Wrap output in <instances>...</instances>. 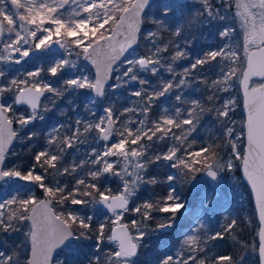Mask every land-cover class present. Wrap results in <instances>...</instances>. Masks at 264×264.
Here are the masks:
<instances>
[{"label": "snow or ice", "instance_id": "6c2138e0", "mask_svg": "<svg viewBox=\"0 0 264 264\" xmlns=\"http://www.w3.org/2000/svg\"><path fill=\"white\" fill-rule=\"evenodd\" d=\"M70 3L74 7L65 15L62 9ZM149 3L150 0H10L11 9H9L8 0H0V63L19 64L34 52H47L53 45H58L68 53V57L73 53L83 56L96 69L94 79H90L87 75L72 76L65 79L60 88L40 79L44 71L42 68L28 72L27 77L30 79H9L6 72L0 69V81H2L0 82V178L19 177L33 182L43 190L45 196L42 200H37L34 196L26 199L12 197L0 203V232L18 231L19 223L26 220L31 222L29 231L25 233V243L30 247V256L23 257L26 264H53L55 259L53 254L57 249L61 251L72 249L77 242L90 238L88 230L91 228V216L83 217L75 211L58 213L52 206L53 203L61 206L68 202L71 205L101 204L115 217L113 223L119 226L113 227L108 240L117 247L109 253L100 254L105 229V224L101 223L97 229V250L91 257H85L87 264H132V258L137 255L147 235L141 227L142 223L153 219L154 212L164 214V222L157 225L156 231L165 232L174 228L178 213L183 214L188 211L187 201L171 186V182L176 179L172 175L167 176L169 191L160 200L145 202L133 208L129 205L134 203L132 197L136 195L141 183H157L155 177L150 180L145 179L148 164L168 161L171 167L180 168L185 177L189 173L198 171L195 165L199 161L184 159L178 153L183 151L179 145L187 141L188 135L195 129L199 116L205 109L198 101L192 100L191 107L184 110L177 107L174 113H169L165 109L157 120L149 122L148 114L156 99L185 85L186 77L191 75V70L218 61V58L219 61H227V63L221 70L220 78L212 83L219 91H227L232 78L237 76V68L233 65L241 58L225 42L218 48L204 52L202 57L191 64L190 69L183 70L184 75H180L179 78L174 64L187 53L178 44L175 45L174 54L169 58L171 62L166 65L161 61L163 53L169 50L167 43L157 44L153 41V46L147 55L128 58L125 53L136 43L137 33L144 18L143 13ZM199 3L201 8L186 21L190 27H195L200 22V17H205L208 22L225 21L227 16L220 15L221 8L229 10L232 6V0H217L216 4L212 0H199ZM235 6L237 9L235 16L240 19L244 31L243 48L246 60V67L240 73L244 89V107L247 109L245 152L241 153L238 148L239 136L235 135L234 128L228 127L226 123L235 102L225 100L220 107L208 110L215 112L224 125L225 137L231 145L233 156L242 160L244 174L251 185L261 223L259 256L261 264H264V83L251 87L249 84L253 76L264 77V0H235ZM172 10V5L165 4L161 17L153 19L158 29L166 27L165 21L169 19ZM234 33L235 28L225 24L219 31V36L222 41H228ZM180 34L181 28L177 27L174 35L180 36ZM154 36H156L155 32L148 33L150 40ZM121 37L122 39H119ZM253 47L255 51L251 50ZM121 57H124L123 61ZM121 64L125 67L115 77L117 83L112 87L115 90L130 83L138 84L140 87L131 91V95L141 101L138 106L125 108L119 115H116L112 106L104 107L103 114L99 116L95 111L87 109L94 119L77 118L74 123L59 124L48 133L45 145L34 154L35 164L27 173L17 169L5 170L2 167L6 158V146L18 134L17 130L11 128L14 121L8 115L14 112L15 106H27L26 113L20 112L15 116V123L20 125V129H24L36 120L44 119L40 100L45 93H51L54 98H63L76 90L89 89L96 96L103 97L105 83L114 72L118 71ZM67 67H75V65L69 58H62L53 62L47 68V72L56 77ZM160 67H165L172 78L153 87L141 73L151 72L155 76ZM8 94H11L8 97L11 102L4 99ZM175 99L178 104L183 103L180 94H177ZM214 99L215 94L208 97L210 102ZM43 111L50 109L44 106ZM129 112H136L137 116L143 119L129 117L121 121V117ZM117 122H120L122 127L118 132L115 129ZM174 128L181 130V135H176L173 132ZM92 133L97 134L93 139L97 142L103 141V145L92 147L86 153L85 159L79 162L74 160L61 171V175H73L87 169L85 176L76 179L72 190L66 192L67 185L60 186L59 182L54 185L45 183L49 169L60 171L58 165L67 150L77 144L85 143L86 139L82 140L81 137H87ZM37 135L38 133L29 131L26 138L31 141ZM116 135L120 138L113 142V137ZM169 136L179 142L178 145L154 158L148 157L151 146L149 142L155 143ZM215 147L212 144L194 153L186 152V155L196 157L203 154L206 175L213 181L219 179L221 172L230 171L234 167L232 158L220 163ZM209 159L213 160V163H207ZM36 168H40L42 172L37 174ZM106 175L120 178L122 187L118 194H113L110 188L102 189L100 181ZM79 197H91V199L85 200ZM12 205L18 207L7 214L2 211L6 206ZM211 205L212 200L209 197H205L201 203L202 208ZM128 211L141 217L140 221L135 219L131 221V229H135V236L128 224L120 223L124 213ZM235 224L236 221L232 220L225 231H231ZM211 238L223 239V233H214ZM22 247L24 245H16L11 252L0 248V264H20L22 257L19 252ZM231 260L229 256L209 257L206 240H202L190 228L179 252L175 255L163 256L160 264H231ZM59 264L64 262L60 261Z\"/></svg>", "mask_w": 264, "mask_h": 264}, {"label": "trees", "instance_id": "16d2710c", "mask_svg": "<svg viewBox=\"0 0 264 264\" xmlns=\"http://www.w3.org/2000/svg\"><path fill=\"white\" fill-rule=\"evenodd\" d=\"M212 2L216 4L217 0H212ZM165 4L172 5L173 10L169 14V19L165 21L166 27L158 29L157 25L153 23V19L161 17ZM234 6L235 0H232V6L229 10H225L223 7L221 8L220 15L227 16V20L225 21L213 20L208 22L205 17H200V22L195 27H190L186 21L201 8L199 0H187L185 2H179L177 0H153L143 13L144 18L141 24L138 42L135 47L143 55H147L153 46V41L157 44H169V50L163 53V59L161 61L162 64L166 65L171 62L169 58L174 54L175 45L178 44L180 48L184 49L187 53L184 58L176 61L174 64L177 78H179L180 75H184L183 70L185 68L190 69L191 64L195 63L197 58L202 57L204 52L222 46L224 41H222L219 36V31L222 26L225 24L236 26L237 24V19L233 11ZM177 27L181 28L180 36L174 35V31ZM149 32L156 33V36L151 40L148 38ZM232 38L233 37H231V39ZM235 38L236 45L240 46V37L237 35ZM237 54L241 58L239 50ZM36 61V58H31V60L27 61V72L31 70ZM218 61H212L203 66H198L195 70H191V75L186 77L185 85L181 88L173 89L164 97L156 99L153 103L151 112L148 114L147 119L149 122L151 120H157L164 113L165 109H167L169 113H174L177 107L184 110L191 107L190 102L192 100L198 101L205 109L204 112L200 114L195 129L188 135L187 141L179 145L183 151L178 153V155H181L184 159L193 162L199 161V163L195 165L198 171L189 173L188 176L185 177L180 168L171 167L168 161H160L147 165L145 179L150 180L152 177H155L157 183H141L136 195L132 197L134 203H138L139 206L145 203V201L156 202L160 200L169 190L167 176L172 175L176 177V179L171 182V185L175 188L176 192L187 201L188 211L183 214L178 213L174 228L165 232L156 231L157 225L163 222L164 214L154 212L153 219L142 223L141 227L146 230L145 232L147 235L144 237L137 251V255L132 258V264H160L159 260L163 258L165 253L183 243L185 234H189L190 228L194 226L197 227V234H199L201 239L206 240V247L208 249L207 255L209 257L229 256L232 258L231 264H258L256 254V232L258 222L250 190L246 182L243 181L246 194L242 199L237 200L231 192H226L224 194V189H216L211 185L208 179L205 180V159L203 154L200 157L186 155V152L194 153L203 147L214 144L216 146L215 151L217 153V159L220 160L230 149V146L227 145L224 125L221 123V120L217 118L215 112L208 110L209 108L220 107L228 91H219L212 83L214 80L220 78L221 70L227 63V61ZM233 66L237 68L238 73L239 67L241 66V59L237 60L236 64ZM124 67L125 65L121 66L118 71H123ZM5 72L10 79V71ZM48 74L49 73L44 70L41 76H47ZM67 74L68 72L64 69L56 77L49 74V80L55 87L60 88L63 81L68 78ZM141 75L143 78L150 81L153 87L160 85L162 81L172 78L165 67H160L159 72L155 76L152 75L151 72H144L141 73ZM115 77L116 72L112 74L110 82L104 89L105 95L101 99L109 103V105L114 108L116 115H119L125 108H134L141 103L139 98L131 95V91L138 89L140 86L136 83H130L114 90L112 85L117 83ZM16 78L30 79L25 72L24 74H18ZM236 78L237 76L232 78L231 86L234 94H236V100L239 102L240 94ZM90 93L91 90L89 89L76 90L65 95L63 98H54L51 93H45V98L41 104V113L44 119H38L33 124L18 131L15 143L6 154L7 168H11L10 170L17 169L22 173H27L35 164L34 154L45 145L46 137L53 128L59 124L74 123L77 118L81 120L94 119L87 110L91 109L95 111L97 115V111L93 109L86 98ZM177 94L183 97V103H177L175 99ZM214 94L215 99L210 102L208 97ZM44 106H47L50 111H43ZM74 106L77 107L74 108ZM126 116L134 119L137 113L129 112ZM126 116H122L121 118H126ZM240 116L243 117L241 107L238 108L237 111L232 110V112L229 113V117L226 119L227 126L230 119H234L233 122L236 123L235 120ZM139 119H143V117H139ZM149 126H151L150 123ZM184 127L187 128L188 126ZM29 131L38 133L31 141L26 138ZM61 132H63V129ZM173 132H175L176 135H181V130L179 129L174 128ZM96 135V133H92L87 137H81L82 140L86 139V142L77 144L75 147L68 149L64 154L63 160L58 165L60 171L49 169V174L46 176L45 182L50 183V185H54V182H59L60 186L67 185L66 192L71 191L76 183V179L85 176L87 169L81 170L73 175H61V171L63 167L71 165L74 160L79 162V160L86 158L85 150L95 143L93 137ZM149 143L151 146L148 151V157L154 158L156 155L166 153L170 147L177 146L179 142L169 136L167 139ZM207 163H213V160L209 159ZM171 171L172 173L170 174ZM238 171L240 173V168ZM37 172L40 174L42 170L36 168V173ZM191 177L195 178L191 179ZM115 179L116 177L111 175L102 177L100 181L102 189L110 188L112 192H116L117 185L115 184ZM215 191L220 192L219 195L221 196H216L215 202L211 199V207L202 208L201 203L205 197L211 198ZM34 193L37 198L44 194L43 190L36 184L34 185ZM79 198L91 199V197ZM134 203H130L129 207L133 208L132 206ZM76 206L77 205H71L72 208H76ZM127 214L136 218L137 221L141 220V217L134 212H127ZM232 220L236 221L233 229L231 231H225ZM109 226L110 223L105 224L104 233L106 230L107 232L104 235L103 243L100 245L102 250L100 253L101 255L115 249V245L106 238ZM217 232L223 233V239L211 238L212 235ZM88 236L90 237L89 239L77 242L72 249L60 251L61 257L55 258L54 264H59L60 261H63L64 264H85L87 262L85 257H91L97 250V239L95 238L96 228L93 221H91V228L88 230ZM16 245H19V242L14 244V247ZM23 257L20 263L23 261Z\"/></svg>", "mask_w": 264, "mask_h": 264}, {"label": "rangeland", "instance_id": "374dc122", "mask_svg": "<svg viewBox=\"0 0 264 264\" xmlns=\"http://www.w3.org/2000/svg\"><path fill=\"white\" fill-rule=\"evenodd\" d=\"M8 7L9 9H11V4L9 5L8 2ZM74 7V5H71V3L69 5H66L64 9H62V11L65 13V15H67L68 12H70L72 10V8ZM234 11V16H235V12L237 11L236 6H234L233 8ZM236 17V16H235ZM237 24L235 25H231L232 27L235 28V33L232 36L233 38L229 39L228 41H224L227 42L231 48L233 50H235L236 52H240L241 55V66L239 67V71L237 73V84H238V88H239V81L241 78V71L243 69V67L245 66V52H244V48H243V43H244V31L241 28V23H240V19L237 18ZM239 36L240 37V46H237L235 43V36ZM6 39V37H5ZM128 58H132L134 56L138 57V56H143V54L136 48H132L130 49L126 55ZM31 58H36V63L33 64V67L31 68L30 71H35L38 68H42L44 70L47 71V68L49 66H51V64L55 61H58L62 58H69L75 65V67H67L65 68V70L68 72L67 76L68 78L72 77V76H79V75H87L90 79H94V73L92 71V68L90 67V65L83 61L81 59V56H77L75 53H73L71 55V57H68V53L61 48H57L55 47H51L50 50H48L47 52H34L30 57L28 58H24L21 63L16 64V63H0V68L4 71L10 70L9 73H11L10 79L11 78H16L18 76V74H24V72L27 74V70H26V65H27V61L31 60ZM124 60V57L121 59V61ZM119 63V62H118ZM121 66H123L121 64ZM120 66V67H121ZM119 72L122 71H117L116 72V76L119 74ZM23 76V75H22ZM40 79L46 83H51L52 82L49 80V74L47 76H40ZM261 79H256L253 78L252 79V84L259 82ZM106 87V86H105ZM239 102L236 100V94H234V91L232 89V86L230 84V87L228 88V91L226 93V96L224 98L225 100H233L234 106H232V110L237 111L238 108L241 107V92L239 90ZM11 94H8V96H5V100H7V102H11L10 99L8 98ZM102 97H98L96 96L92 91L90 94H88L87 96V101L90 103V105L93 107V109H95L97 111V115H102V109L104 107L110 106L109 103L102 101L101 99ZM94 102V103H93ZM232 110L230 111V113L232 112ZM20 112H22L21 108L19 109L17 106L14 107V112L10 113L11 116H16L18 115ZM129 117L126 116L121 118V121H123L124 119H127ZM134 119H139L138 116H136ZM234 120V119H233ZM232 119L229 120L228 123V127H232L235 130V135L239 136V140L237 141V145L239 150L241 151V153H243L244 150V117L240 116L237 117V119L235 120L236 123L233 122ZM133 127H135V125H133ZM15 129L17 130V132L20 130V125L16 124ZM115 129L116 131H121L122 127L120 122H117V124L115 125ZM120 137L118 135L113 137V142L115 140H118ZM95 143H93L91 146H89L88 148H86L85 150V156L86 153L89 152L91 150L92 147H100L103 145V141H99L97 142V140L94 141ZM228 143V141H227ZM227 145L230 146L229 151H227V153L223 156L222 160L220 158V163H224L226 162L229 158H232L233 160V165L234 167L230 170V171H223L220 173V177L217 181H213L210 177H208L205 174V180L208 179V181L211 183V185L214 186V188L216 189H224V194L226 192H231L232 195L235 196V199L240 200L242 199L245 194H246V189L243 185V181L244 179L241 176V172L239 173V168H240V159H236L233 156V153L231 151V145L230 143H228ZM172 148V147H170ZM11 153V151H10ZM115 159V158H113ZM8 166L6 165V159L4 161L3 164V168L5 170H10L11 168H7ZM172 173V171L170 172V174ZM37 174H39L37 172ZM110 176V175H107ZM245 182V181H244ZM47 183V182H45ZM50 185V183H47ZM55 184V182L53 183ZM115 184L117 185V191L116 192H120L121 187H122V182L120 180V178L116 177L115 179ZM34 185L33 182L30 181H26L23 180L19 177H6L0 184V203H4L5 201L11 199L12 197H17L18 199H26L30 196H34L35 198H37V196L34 193ZM172 186V185H171ZM173 187V186H172ZM169 191V190H168ZM220 192L215 191L213 196H211V199H213V201H216V196L219 195ZM221 196V195H219ZM85 200H89V199H85ZM220 200V199H218ZM147 202V201H145ZM53 205H55L54 207L56 208L57 212H63V213H67L68 211H75L77 214H79L80 216L83 217H88L91 216L92 217V221L94 222V226L96 228V236L95 238L97 239V229L99 228V225L101 223H110L109 226V231L106 234V238L108 239L109 236H111V227L114 224L113 221L115 220V217L112 215L111 212L107 211L101 204H93V203H89V204H84V205H77L76 208H72L70 202L65 203L63 206L58 205L53 203ZM142 205V204H141ZM138 206V203H134V205L132 207H136ZM18 207V205H12V206H6L2 211L5 212V214H7L9 211L11 210H15ZM128 212H132V211H128ZM136 218L131 217V215H128L127 212L124 213V216L122 218V220L120 222H124L125 224H128L130 229H131V221ZM164 222V221H163ZM162 223V222H161ZM17 227L19 228L18 231H13L10 233H4V232H0V248L11 252L14 249V244L19 242V245H24V247L21 248L19 255L21 257L26 256L27 255V250H28V246L26 245V236L24 234V229H25V233L28 232V221H24L22 223H19L17 225ZM196 234L198 233V229L196 226H194L193 228H191ZM144 231H146L143 228ZM107 232V230L105 231V233ZM132 234L135 236L136 232L135 229H131ZM189 232V231H188ZM104 233V235H105ZM188 233L185 234V236ZM199 235V234H197ZM203 235V233H202ZM184 236V237H185ZM113 243V242H112ZM115 245V248L117 247V245L115 243H113ZM182 244V243H181ZM181 244L177 247H175L173 250L168 251L165 253V255H175L179 252L180 248H181ZM26 250V251H25ZM164 255V256H165ZM61 254L59 253L57 255V258H60ZM22 260V258H21ZM161 260V259H160ZM159 260V262H160ZM25 260L23 259V261H21L20 264H24ZM87 264V262L85 263Z\"/></svg>", "mask_w": 264, "mask_h": 264}, {"label": "water", "instance_id": "95a60500", "mask_svg": "<svg viewBox=\"0 0 264 264\" xmlns=\"http://www.w3.org/2000/svg\"><path fill=\"white\" fill-rule=\"evenodd\" d=\"M153 0H150V3L152 2ZM177 1H179V2H185V1H187V0H177ZM149 3V4H150ZM140 29H141V25H140V28H139V32L137 33V38H136V43L133 45V48L136 46V44H137V42H138V38H139V33H140ZM119 39H122V37L121 38H119ZM54 46H58V45H53V47ZM130 50V49H129ZM252 51H255V48L253 47L252 49H251ZM125 55H126V53H125ZM123 57H121V59H122ZM81 59L83 60V61H85V62H87L89 65H90V67L92 68V71H93V73H94V78H95V73H96V69H95V66H93L92 65V63L90 62V61H88V60H85L84 58H83V56H81ZM246 67V60H245V66L243 67V69ZM1 69V68H0ZM242 69V70H243ZM112 77V76H111ZM253 78H256V79H261L259 82H256V83H253L252 84V79ZM110 80H111V78L105 83V86L110 82ZM241 80H242V76H241V78H240V81H239V90H240V92H241V96H242V99H241V108H242V111H243V114H244V150H243V152H245L246 151V149H247V138H246V135H247V130H246V120H247V109H245V107H244V89H243V86H242V84H241ZM1 82V81H0ZM260 83H264V77H260V76H253V77H251V79H250V81H249V84H250V87L251 86H255V85H258V84H260ZM94 93V92H93ZM9 118H11L10 116H9ZM12 119V118H11ZM11 128L13 129V130H15L14 129V122H13V124L11 125ZM17 137V136H16ZM15 140H16V138H14L12 141H11V143L9 144V145H7L6 147H7V152L9 151V149L11 148V146L14 144V142H15ZM6 152V153H7ZM5 161V160H4ZM3 164H4V162H3ZM2 167H3V165H2ZM240 171H241V176H242V178L244 179V181L246 182V184H247V186H248V188H249V190H250V194H251V199H252V202H253V205H254V210H255V214H256V218H257V222H258V226H257V248H256V253H257V260H258V264H261V260H260V256H259V244H260V241H259V231H260V228H261V223H260V220H259V216H258V212H257V210H256V205H255V197H254V194L252 193V190H251V185L249 184V182H248V180H247V178L245 177V174H244V169H243V163H242V160H241V162H240ZM6 177H4V178H0V184H1V182L5 179ZM113 194H118V192H112ZM42 199H45V196H44V194H42L41 196H39L38 198H37V200H42ZM103 206V205H102ZM107 211H108V209L105 207V206H103ZM29 223H31L30 221H29ZM120 223H124V222H120ZM125 224V223H124ZM119 225H116V224H113L112 225V227H111V233H112V229H113V227H118ZM59 252V249H57L56 250V252H54V256L57 254ZM28 256H30V247H29V252H28ZM26 264V263H25Z\"/></svg>", "mask_w": 264, "mask_h": 264}, {"label": "flooded vegetation", "instance_id": "af4514ba", "mask_svg": "<svg viewBox=\"0 0 264 264\" xmlns=\"http://www.w3.org/2000/svg\"><path fill=\"white\" fill-rule=\"evenodd\" d=\"M8 2H9V5H10V0H8ZM53 47V46H52ZM55 47V46H54ZM57 48H60L59 46H56ZM7 71H10V70H7ZM88 96V95H87ZM45 98V95L43 96V97H41V100H40V104H42V101H43V99ZM87 98V97H86ZM19 109L21 108V110H22V112H27L28 111V109H27V106H25V105H18L17 106ZM12 119H13V121H15V117L14 116H11L10 114H8ZM15 126H16V124H15V122H14V128H15ZM16 130V129H15ZM17 139V138H16ZM53 207H54V205H52ZM55 209V208H54ZM55 211H57L56 209H55ZM59 213V212H58ZM28 221V220H27ZM28 224L30 225V223H29V221H28ZM24 231V234H25V229L23 230ZM28 231H29V227H28ZM111 232V231H110ZM207 248V247H206ZM208 250V249H207ZM26 251V250H25ZM61 250H59V252H60ZM28 252H29V247H28V250H27V255H28ZM59 252L54 256V258H57V255L59 254ZM210 254V253H209ZM212 254V253H211ZM55 260V259H54ZM25 263H26V261H25ZM24 263V264H25ZM53 264H54V262H53Z\"/></svg>", "mask_w": 264, "mask_h": 264}]
</instances>
